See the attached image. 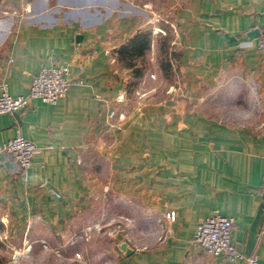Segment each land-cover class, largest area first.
I'll return each instance as SVG.
<instances>
[{"label":"crops","instance_id":"1","mask_svg":"<svg viewBox=\"0 0 264 264\" xmlns=\"http://www.w3.org/2000/svg\"><path fill=\"white\" fill-rule=\"evenodd\" d=\"M153 4L171 5L182 83L164 103L142 104L118 50L151 24L140 16ZM262 31L264 0H0V82L9 96H26L52 64L68 63V79L83 80L55 105L32 100L0 116V150L17 133L39 149L25 176L0 151L1 211L60 242L82 228L90 198L106 194L109 213L122 203L126 230L140 231L137 242L114 234L115 264H249L211 256L191 239L198 223L219 214L234 220L232 243L244 254L262 202ZM223 100L258 107L253 121L217 119L212 102ZM251 257L264 264V221Z\"/></svg>","mask_w":264,"mask_h":264},{"label":"rangeland","instance_id":"2","mask_svg":"<svg viewBox=\"0 0 264 264\" xmlns=\"http://www.w3.org/2000/svg\"><path fill=\"white\" fill-rule=\"evenodd\" d=\"M132 13L137 12L133 10ZM145 14L146 16L144 14L140 16L142 20L149 18L152 22L145 29L142 27L141 33L149 35V47L141 55H126L122 60V65L131 74L130 93L138 92L137 97L142 98L140 99L142 104H159L169 100L172 96V88H178L182 83L171 51L173 40L172 29L169 25L171 5L153 4L148 7ZM230 92L234 93L235 91L231 90ZM138 102L140 103V101ZM209 103L207 99L201 103V107L206 108ZM241 104L243 103L240 101L223 100L212 102V107L222 111L217 119L251 123L253 121L251 115L258 110V107H247ZM130 107L132 109V105ZM259 109L260 120L264 121L262 104ZM90 201H93V205H88L79 219L83 225L82 228L72 229L66 235L67 240L61 239L60 242L54 239L50 242L49 230L43 227L28 232L27 228L23 229V223L15 220L11 222V214L4 215L1 211L0 264H115L118 242L112 238L116 235H113L114 237L103 236L101 231L98 232L90 227L96 224L104 226L112 220L118 221L120 218H124L121 215L122 203H116L113 214L109 213L106 194H102L95 200L90 198ZM114 215L116 216L114 217ZM132 215L135 214L132 213ZM4 218L8 223L4 221ZM129 226H131L130 223L123 227L122 234L128 235L131 242H137L140 231L134 226L130 230L132 232L128 233L126 229H129ZM92 231L95 234L90 235ZM35 239L41 241L31 244V241Z\"/></svg>","mask_w":264,"mask_h":264},{"label":"built area","instance_id":"3","mask_svg":"<svg viewBox=\"0 0 264 264\" xmlns=\"http://www.w3.org/2000/svg\"><path fill=\"white\" fill-rule=\"evenodd\" d=\"M257 49L264 56V31L258 37ZM68 63L52 64L42 68L39 73L32 78L26 96L11 97L7 93V84L0 82V116L14 115L26 110L30 101L39 100L46 105H55L64 99L71 87L83 85L82 79L70 81L68 79ZM109 118H115L114 113L109 114ZM119 121L123 120V115L117 116ZM2 153L11 156L21 175L25 176L32 166L34 156L39 149L29 140L17 133L0 150ZM2 210L0 202V212ZM166 218L174 220V213H169ZM130 221L120 218L118 221L112 220L104 226L96 224L94 230L102 232L103 236L113 237L116 232L128 226ZM234 220L219 214H214L197 224L191 239V243L196 248L211 256H222L227 261L235 263L246 261L249 264H257L253 257H247L239 252L232 243V231ZM90 231V230H89Z\"/></svg>","mask_w":264,"mask_h":264},{"label":"water","instance_id":"4","mask_svg":"<svg viewBox=\"0 0 264 264\" xmlns=\"http://www.w3.org/2000/svg\"><path fill=\"white\" fill-rule=\"evenodd\" d=\"M255 34H259V32H255ZM80 38H77L79 40ZM262 202L259 205V208L257 210V213L253 219V222L250 226V229L248 231L247 235V242L244 250V254L247 257H250L253 253L254 247L257 242L258 235L260 233L261 227L263 225L264 221V189L262 193ZM120 249L122 252H124L126 257H129L133 254V250L129 249L127 244H122L120 246Z\"/></svg>","mask_w":264,"mask_h":264},{"label":"trees","instance_id":"5","mask_svg":"<svg viewBox=\"0 0 264 264\" xmlns=\"http://www.w3.org/2000/svg\"><path fill=\"white\" fill-rule=\"evenodd\" d=\"M149 35L147 33H138L134 36L127 45L122 46L118 50V56L122 60L126 57V55H141L144 53L145 50L149 47Z\"/></svg>","mask_w":264,"mask_h":264}]
</instances>
